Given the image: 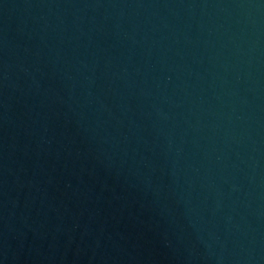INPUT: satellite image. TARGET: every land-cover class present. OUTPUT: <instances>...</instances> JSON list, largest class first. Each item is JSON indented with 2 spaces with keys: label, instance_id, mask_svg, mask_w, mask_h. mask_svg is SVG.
<instances>
[{
  "label": "water",
  "instance_id": "obj_1",
  "mask_svg": "<svg viewBox=\"0 0 264 264\" xmlns=\"http://www.w3.org/2000/svg\"><path fill=\"white\" fill-rule=\"evenodd\" d=\"M0 264H264V0H0Z\"/></svg>",
  "mask_w": 264,
  "mask_h": 264
}]
</instances>
